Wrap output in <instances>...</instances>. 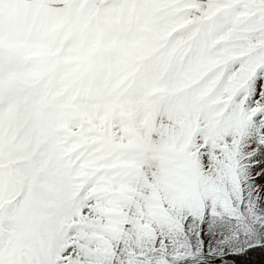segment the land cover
I'll list each match as a JSON object with an SVG mask.
<instances>
[{
  "label": "snow or ice",
  "instance_id": "snow-or-ice-1",
  "mask_svg": "<svg viewBox=\"0 0 264 264\" xmlns=\"http://www.w3.org/2000/svg\"><path fill=\"white\" fill-rule=\"evenodd\" d=\"M256 250L264 0H0V264Z\"/></svg>",
  "mask_w": 264,
  "mask_h": 264
},
{
  "label": "rangeland",
  "instance_id": "rangeland-1",
  "mask_svg": "<svg viewBox=\"0 0 264 264\" xmlns=\"http://www.w3.org/2000/svg\"><path fill=\"white\" fill-rule=\"evenodd\" d=\"M248 264H264V250H256L247 257Z\"/></svg>",
  "mask_w": 264,
  "mask_h": 264
}]
</instances>
